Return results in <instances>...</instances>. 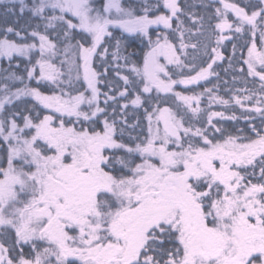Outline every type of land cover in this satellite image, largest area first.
Segmentation results:
<instances>
[{
  "label": "snow or ice",
  "instance_id": "obj_1",
  "mask_svg": "<svg viewBox=\"0 0 264 264\" xmlns=\"http://www.w3.org/2000/svg\"><path fill=\"white\" fill-rule=\"evenodd\" d=\"M0 264H264V0H0Z\"/></svg>",
  "mask_w": 264,
  "mask_h": 264
},
{
  "label": "trees",
  "instance_id": "obj_2",
  "mask_svg": "<svg viewBox=\"0 0 264 264\" xmlns=\"http://www.w3.org/2000/svg\"><path fill=\"white\" fill-rule=\"evenodd\" d=\"M205 2H207V0H205ZM193 3H195L199 7L201 0H193ZM213 43H214V38H213ZM224 52H225V57H226L225 60L222 62H218L219 66H214L216 67V71L219 73V81H217L216 77L211 78L213 83H217L219 85L217 95L223 96L224 98H228L229 95L235 94L237 90L239 89H243L246 87L253 88V89L258 88L259 85L256 83H253L250 77L246 78L242 73H240L241 67H244L246 69V65H242L238 60L240 56V51L239 50L237 51L236 53L237 59L232 61L231 67H229V60H228V57L232 55L231 44H228V47L226 50H224ZM244 55L246 56V51L244 52ZM246 80H247V83L245 82ZM206 86L211 87V84L206 85ZM202 90H203L202 87L196 88L197 92H200ZM101 103H103V98H101ZM201 107L205 109L209 108L207 97L203 99L201 103ZM211 111H226V110L223 106L219 104H213L211 105ZM232 111L233 110L229 108L226 111V114H231ZM235 114L237 116H240L241 114L240 110L236 109ZM234 125H236V122L234 121L224 122L223 124L224 127H227L229 129H231ZM236 126L244 127L245 122L241 119L239 121V124Z\"/></svg>",
  "mask_w": 264,
  "mask_h": 264
}]
</instances>
